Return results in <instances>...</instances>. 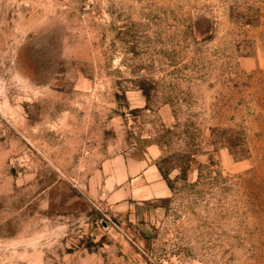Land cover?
Instances as JSON below:
<instances>
[{
  "label": "rangeland",
  "instance_id": "374dc122",
  "mask_svg": "<svg viewBox=\"0 0 264 264\" xmlns=\"http://www.w3.org/2000/svg\"><path fill=\"white\" fill-rule=\"evenodd\" d=\"M0 264H264V0H0Z\"/></svg>",
  "mask_w": 264,
  "mask_h": 264
},
{
  "label": "crops",
  "instance_id": "0c3cea01",
  "mask_svg": "<svg viewBox=\"0 0 264 264\" xmlns=\"http://www.w3.org/2000/svg\"><path fill=\"white\" fill-rule=\"evenodd\" d=\"M149 165H147L145 168H147ZM146 172H148V170L146 169Z\"/></svg>",
  "mask_w": 264,
  "mask_h": 264
}]
</instances>
